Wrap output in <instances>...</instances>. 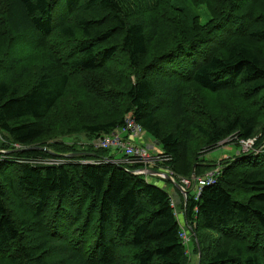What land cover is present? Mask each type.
Here are the masks:
<instances>
[{
    "label": "trees",
    "instance_id": "16d2710c",
    "mask_svg": "<svg viewBox=\"0 0 264 264\" xmlns=\"http://www.w3.org/2000/svg\"><path fill=\"white\" fill-rule=\"evenodd\" d=\"M263 90L264 0H0V264H189L177 210L197 264H264ZM129 114L177 178L219 174L173 205L73 141Z\"/></svg>",
    "mask_w": 264,
    "mask_h": 264
},
{
    "label": "built area",
    "instance_id": "2783aa9c",
    "mask_svg": "<svg viewBox=\"0 0 264 264\" xmlns=\"http://www.w3.org/2000/svg\"><path fill=\"white\" fill-rule=\"evenodd\" d=\"M144 135L145 132L142 127L129 114L125 116L122 126L114 128L109 133L101 134L91 140H86V142H79V145L83 147H91L96 150H112L114 152L121 153L122 158L115 160V163L139 165L140 167L134 170L133 174L141 175L145 178L151 177L164 180H166V174L170 178L171 184L172 182L177 183L185 191L191 187V182L193 181L191 190H194L196 197L199 195L201 187L212 183L214 177L219 174L218 169H213L204 177L193 178L191 181L181 177L177 178L172 171L162 167L161 153L156 155H151L149 153L152 146L143 145ZM249 141L251 140H241L240 142L246 144V147H248L249 145L247 144L250 143ZM61 161L62 160H47L44 163L47 165H57L62 163ZM183 197L185 198V195H183ZM174 202L175 201L172 199L173 205ZM180 238L183 244L188 246L191 239L188 232L181 229Z\"/></svg>",
    "mask_w": 264,
    "mask_h": 264
},
{
    "label": "rangeland",
    "instance_id": "374dc122",
    "mask_svg": "<svg viewBox=\"0 0 264 264\" xmlns=\"http://www.w3.org/2000/svg\"><path fill=\"white\" fill-rule=\"evenodd\" d=\"M181 5L182 6H186V3L182 2ZM188 11L191 12L192 14L198 15L199 18H200L201 23H205L208 20V17H207V15H206V13H205L203 8H197V9L196 8H190ZM260 95L262 97H264V90L260 93ZM259 135L257 137H255V138H253L251 141H249L250 143L247 144V145H249L248 147H246V144L241 143L238 140L237 141H231L230 139H227L226 141L223 142L224 145H221L220 147H218V148L206 153L205 155H203L202 159L205 160V161L210 162L211 164L219 166V164L222 163V162H225V161L227 162V161L231 160L232 158L237 157L239 155H247L248 152H251L252 154L253 153L259 154L260 152L263 151L262 150V145H259V143H257V141H255V139L257 140ZM65 139L70 140V138H65ZM73 141L86 142L85 138H83V137H81L79 139H76V140L74 139ZM143 145L144 146H148V145L152 146L153 145L154 148L149 150V153L151 155H156V154L162 153L161 146L159 144H157L155 142V140L150 135H148L146 133H145L144 138H143ZM110 153H114V151H112V150L108 151V154H110ZM117 156L119 158H122V154L121 153H117ZM214 169L220 170L219 167H216ZM208 173H206V174H208ZM206 174H204V176ZM193 178H195V177L192 176V179ZM196 178H198V177H196ZM199 178H202V177H199ZM148 179H149L150 183L155 184L156 186H159V187H164V189L166 191H168L169 193L173 194V192H174L173 191V185L171 183H169V182L167 183L164 179H159V178L148 177ZM187 180H189V179H187ZM190 192H191V194H194V190H191ZM177 213H176V216H177L178 220L180 221L181 224H183V218L181 217L182 215L178 212V210H177ZM182 227H184V226L182 225ZM184 231L188 232L186 230V228H184ZM188 234L190 235L189 232H188ZM190 243H191V239H190ZM189 244H188V247H189V250H190V255L189 256H190V258H192V260H195V264H196L197 256H195L191 252L192 248H191V245H189Z\"/></svg>",
    "mask_w": 264,
    "mask_h": 264
},
{
    "label": "crops",
    "instance_id": "0c3cea01",
    "mask_svg": "<svg viewBox=\"0 0 264 264\" xmlns=\"http://www.w3.org/2000/svg\"><path fill=\"white\" fill-rule=\"evenodd\" d=\"M152 148H154L153 147V145H152ZM110 155H114L115 156V158L116 159H118L119 157L117 156V152H114V153H110ZM120 159V158H119ZM176 188H173V194H172V197H173V200L175 201V203H179L180 201H181V198L183 197V195L180 193V192H178V190L176 189ZM178 212H179V210H178ZM178 214V213H177ZM181 214V213H180ZM182 215V214H181ZM182 217V216H181ZM180 222V221H179ZM181 224V223H180ZM181 226H182V224H181ZM181 229H184V227H182ZM190 245V244H189ZM189 248V247H188ZM190 250H188V252H189ZM190 255V254H189ZM190 257V256H189ZM189 264H195V260H192V258H189ZM196 264H197V262H196Z\"/></svg>",
    "mask_w": 264,
    "mask_h": 264
},
{
    "label": "water",
    "instance_id": "95a60500",
    "mask_svg": "<svg viewBox=\"0 0 264 264\" xmlns=\"http://www.w3.org/2000/svg\"><path fill=\"white\" fill-rule=\"evenodd\" d=\"M34 149H38V148H34ZM44 150V149H43ZM84 155H92V154H87V153H74V154H71L70 156H68V157H71V158H73V157H81V156H84ZM151 171V170H150ZM152 172V171H151ZM165 179L167 180V181H169V182H171V180H170V178L165 174ZM172 184H173V186L182 194V195H185L186 196V191L185 190H183L182 189V187H180V185L179 184H177V183H173L172 182ZM198 256H199V254H198Z\"/></svg>",
    "mask_w": 264,
    "mask_h": 264
}]
</instances>
